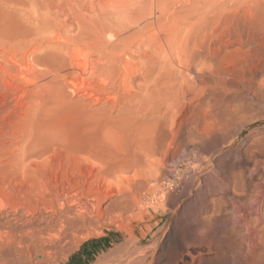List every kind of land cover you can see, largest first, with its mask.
Returning a JSON list of instances; mask_svg holds the SVG:
<instances>
[{
  "label": "bare ground",
  "instance_id": "bare-ground-1",
  "mask_svg": "<svg viewBox=\"0 0 264 264\" xmlns=\"http://www.w3.org/2000/svg\"><path fill=\"white\" fill-rule=\"evenodd\" d=\"M0 35L5 71L60 100H73L70 89L85 106L71 121L82 146L71 141L65 113L39 114L34 131L43 150L34 156L46 157L35 159L19 190L0 195V264H45L103 225L128 228L165 207L170 194L150 158L178 147L185 106L224 82L237 60L264 52V0H0ZM249 172L205 182L223 194L211 199L212 213L230 210L240 227L216 253L233 264H264V190L254 182L264 176ZM129 247L108 264H134Z\"/></svg>",
  "mask_w": 264,
  "mask_h": 264
},
{
  "label": "rangeland",
  "instance_id": "rangeland-1",
  "mask_svg": "<svg viewBox=\"0 0 264 264\" xmlns=\"http://www.w3.org/2000/svg\"><path fill=\"white\" fill-rule=\"evenodd\" d=\"M3 40L0 35V195L10 187L19 190L24 177L31 178L34 174L35 159L40 158L34 155L43 150L42 145L36 143V131H34L39 114L45 109L58 110L66 114L61 118L66 126L73 127L75 123L73 119L76 118L74 113L79 114L81 108L85 107L82 102L77 101L79 99L73 97L74 94L70 89L64 91L73 100H60V97L49 96L44 90L38 91L34 86L32 88V84L26 82L27 85L17 73L14 75L5 71L2 65L8 54L3 47L6 43L1 45L5 42ZM239 60L237 61L242 67L237 61L235 67L232 64L234 71L227 75L224 82L215 84L211 91L200 93L202 95H198L199 98L197 97L193 102L195 107L193 104L191 109L182 106L185 110L182 108L183 114L175 130L178 142L174 145L178 147L171 145L173 148L171 146L166 148L170 151L164 152V155L162 152L150 158L151 161L154 159L153 162L149 161L153 163V168L154 165L158 170L162 168L161 172H158L159 175L155 173L161 178L162 187L165 184L161 191L170 194L169 197L167 195L169 201L166 200L164 209L161 207L162 210L153 211L144 221L134 223L128 228L103 225L97 229V233L86 234L71 241L65 246L67 248H62L63 250L61 249L62 251L57 255L48 257L45 264H108L111 260L115 261L120 253H124L125 247L128 246L135 254L134 264H233L228 260L225 262L216 253L219 248L225 246V238L231 236L233 229L239 231L240 227L234 224L232 218L235 214L229 213L230 210L223 209V214L221 212L218 215L212 213L214 201L211 199L219 198L223 194L222 192L211 194L207 185L215 176L230 174L228 177H231L238 172L248 175L249 171H256L257 175L260 173L258 176H264L262 175L264 174V52L255 57L251 55L248 60ZM188 109L190 112H187ZM77 127L78 125L74 126L75 130L72 128L75 137H72L71 141L83 139L73 143L74 146L76 144L82 146L85 136L80 135L81 128ZM193 135L199 138L198 140L196 138L195 144L193 143L195 148L191 150L189 145L192 143L189 142L192 141ZM73 144L69 146L74 147ZM42 156L46 157V155ZM161 156L162 158L165 156L162 162H167L166 165L157 162L162 159H159ZM24 159L26 163H23ZM197 161H200L204 168L199 167L194 172L192 166ZM143 163V166L149 165L148 161ZM154 163H158V166ZM157 169L153 171L157 172ZM164 175L165 180L162 179ZM256 178L255 184H259L264 190V179L258 182ZM205 182L208 184L206 185ZM226 192V195H231L230 191ZM208 207L209 211H207ZM216 216L227 220L223 223L219 222L222 219ZM211 217L212 219L207 221ZM36 254L33 256L34 259H40L39 253Z\"/></svg>",
  "mask_w": 264,
  "mask_h": 264
},
{
  "label": "trees",
  "instance_id": "trees-1",
  "mask_svg": "<svg viewBox=\"0 0 264 264\" xmlns=\"http://www.w3.org/2000/svg\"><path fill=\"white\" fill-rule=\"evenodd\" d=\"M94 242V241H93Z\"/></svg>",
  "mask_w": 264,
  "mask_h": 264
}]
</instances>
